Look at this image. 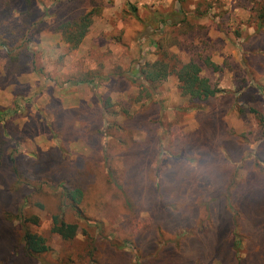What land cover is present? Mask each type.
Segmentation results:
<instances>
[{"label": "rangeland", "instance_id": "374dc122", "mask_svg": "<svg viewBox=\"0 0 264 264\" xmlns=\"http://www.w3.org/2000/svg\"><path fill=\"white\" fill-rule=\"evenodd\" d=\"M33 1L40 14L65 19L101 8L76 50L48 28L27 38L25 66L7 65L0 50V264H264V23L252 10L264 0ZM9 7L19 18L22 1ZM158 15L170 20L159 25ZM156 42L198 62L223 94L194 105L171 76L141 100L145 109L132 106L134 119L107 116L104 126L102 100L139 94L135 71L156 59ZM119 126L129 133L105 130ZM9 154L28 183L16 179ZM110 169L130 182L128 198L109 184ZM63 186L83 190L82 217ZM53 216L78 225L74 240L51 232ZM24 230L50 251L27 255Z\"/></svg>", "mask_w": 264, "mask_h": 264}, {"label": "trees", "instance_id": "16d2710c", "mask_svg": "<svg viewBox=\"0 0 264 264\" xmlns=\"http://www.w3.org/2000/svg\"><path fill=\"white\" fill-rule=\"evenodd\" d=\"M21 1L23 3V10L19 13L18 18L15 17V14L10 10L9 0H0V50L6 55L8 60L7 65L9 66H14L17 64V62L21 63V66H25L26 61L29 59L26 46L27 38L34 34L40 33L47 28L52 33L59 34L62 38V41L69 47L70 50H76L87 36L93 19L99 16V10L101 8L96 7L97 5H95L90 11L83 15L65 19L53 17L52 13L49 14V9L43 12L44 15L40 14L39 8L34 5L33 0ZM259 4L260 3H257V10L255 8L252 10H255L257 14L256 18L258 20V26H261L264 23V1L263 4H260L261 6ZM133 10L136 12L135 8ZM49 16L54 23L53 25H50V28L46 26V23L43 20L44 17ZM154 19L155 22L160 25L168 22L170 17L158 15L155 16ZM137 21L141 22L139 19ZM187 22L188 21L183 18L181 21L172 24V26L173 28L179 30L180 28H183ZM142 24L146 28H150L152 26L151 24H146L143 21ZM51 27H53V29H51ZM153 28L154 31H156L158 27L155 26ZM186 31L187 30L184 32ZM155 49L156 59L152 62L144 63L137 71H135V74L145 85V87H141V85H139V87H141V90L138 91L139 94H136L135 96L129 95L126 101H121L117 104L112 103L108 95L102 100L101 107L100 105V108L98 107V112L101 118V123L103 122L104 126H106L105 117L107 116H121L124 118V122L134 119L138 112L131 114L129 111L132 106L141 104V108L145 109L146 107H144V103H141V100L143 98H147L145 101L150 100L151 95L149 92L152 91L155 86L157 87L158 85L164 83L171 76L175 77L177 80L180 95L186 97L190 103L194 105L206 103L223 94V90L211 83L208 78L201 74L202 67L198 62L194 61L193 59L183 62L179 57H177L176 54L163 47L162 43L160 42L155 43ZM204 65L211 69L212 72H217L221 69V66L214 64L209 58L204 59ZM10 72L12 73V71ZM115 76H119V74L115 72L110 73L108 79L109 82L114 81ZM67 82H70L73 85H78L82 83H89L91 80L87 81V79H75V77H68ZM100 83L101 81L96 84L100 85ZM114 106H119L120 111H115ZM237 113L239 115L240 111H237ZM254 113H256V111ZM119 127H107L105 130L109 129L116 130V132L126 134L129 133L130 127ZM262 127L264 128V126ZM6 132L7 128L5 126L0 127V166L2 164V159L4 158L3 149L7 144V139L5 137ZM10 138H14L12 133ZM7 158L11 164V168L16 179L20 182L28 183L29 181L25 175L19 171L16 158H12L11 154H9ZM30 162L31 164H37L36 160ZM106 164L108 165L107 169H109V163ZM255 167L257 168V164ZM109 176L111 177L109 184L116 186L117 189H119V191L124 195L125 199L128 198L125 187H127L130 182L126 181L124 177L119 178L118 174H113L111 169ZM161 178L163 179V175ZM163 183L160 184L159 180L156 179L155 185L157 184L163 187ZM164 195L165 194L162 195L161 200L165 198ZM61 196L64 200H66V202H68L70 209L75 213V215L82 217L83 212L81 210V205L84 199L83 190L78 187L69 188L67 186H63ZM229 199L232 200L230 197ZM126 204V206L130 208L135 206L131 205L132 203L130 199H127ZM36 220L37 219L35 217H31L26 221L34 224ZM236 226L238 227V224ZM51 232L57 235L63 241L70 242L77 236L78 225L76 223L65 222L58 216H53L51 218ZM234 245H236V243H234ZM22 247L24 252L29 256H38L50 251L45 239L36 233L30 232L29 230H24L22 236Z\"/></svg>", "mask_w": 264, "mask_h": 264}]
</instances>
